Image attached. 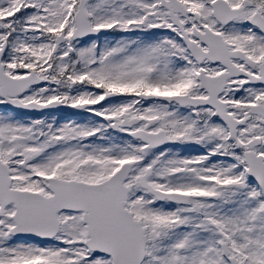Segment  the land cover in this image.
<instances>
[{
  "label": "snow or ice",
  "instance_id": "1",
  "mask_svg": "<svg viewBox=\"0 0 264 264\" xmlns=\"http://www.w3.org/2000/svg\"><path fill=\"white\" fill-rule=\"evenodd\" d=\"M0 264H264V0H0Z\"/></svg>",
  "mask_w": 264,
  "mask_h": 264
}]
</instances>
